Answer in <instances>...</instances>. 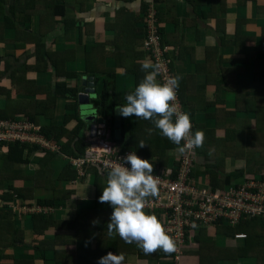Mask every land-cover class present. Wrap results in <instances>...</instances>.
Wrapping results in <instances>:
<instances>
[{
  "label": "crops",
  "instance_id": "obj_1",
  "mask_svg": "<svg viewBox=\"0 0 264 264\" xmlns=\"http://www.w3.org/2000/svg\"><path fill=\"white\" fill-rule=\"evenodd\" d=\"M15 1L0 7V110L9 118L27 117L42 128L54 122L71 131L79 123L80 93L94 88L89 103L97 117L96 103L107 89L109 138L148 159L153 172L173 168L181 144L151 120L121 116L115 125L116 107L145 76V16L153 9L172 71L182 76L180 97L195 131L204 133L195 149L194 181L222 188L264 176V0H55V17L48 0H20L18 15L11 10ZM58 81L77 87V99L58 93ZM86 120L85 148L92 125ZM158 140L169 143L161 157ZM10 144L0 143V264H98L108 252L122 253L123 264H200V234L220 248L247 242L238 236L246 231L217 224L192 232L179 261L173 253L159 258L160 250L146 255L135 242L107 233L113 208L99 202L105 169L90 165L79 172L61 144L43 153L38 144L25 143L22 160L11 161ZM145 212L160 219L156 210ZM218 264L257 263L241 258Z\"/></svg>",
  "mask_w": 264,
  "mask_h": 264
},
{
  "label": "built area",
  "instance_id": "obj_2",
  "mask_svg": "<svg viewBox=\"0 0 264 264\" xmlns=\"http://www.w3.org/2000/svg\"><path fill=\"white\" fill-rule=\"evenodd\" d=\"M156 12L151 9L145 16L144 51L147 58L161 66L157 79L163 81L175 75L172 71L170 48L163 40L157 24ZM176 103L180 110L187 112L186 105L177 89ZM192 132L195 133V124ZM21 142L38 144L40 150H60V144L50 140L40 124L27 117L1 118L0 143ZM118 142L109 138V122L98 117L92 122L86 138V150L80 157H70L83 173L85 165L99 166L107 172L112 166L122 163V159L131 152ZM177 164L161 172H153L159 179V196L148 197L144 210H156L166 232L176 243L174 257L176 261L184 253L192 232L201 227L226 223L237 225L241 220L262 216L264 218V178L246 177L244 181L225 187H212L194 181L195 148L187 141H181ZM130 167V164L126 165ZM191 236V237H190ZM238 236L246 237L245 233Z\"/></svg>",
  "mask_w": 264,
  "mask_h": 264
},
{
  "label": "clouds",
  "instance_id": "obj_3",
  "mask_svg": "<svg viewBox=\"0 0 264 264\" xmlns=\"http://www.w3.org/2000/svg\"><path fill=\"white\" fill-rule=\"evenodd\" d=\"M141 67L145 76L126 95V103L117 106V113L124 118L135 116L151 120L163 136L178 146L182 140L192 148L202 146L203 131L197 130L193 134L190 114L180 110L176 103L182 76L171 75L161 82L157 79L161 71L158 62L146 59ZM144 146L145 142L141 140L139 147ZM120 160L122 163L115 164L107 172L106 185L99 197L100 203H108L113 208L106 227L108 235L115 233L126 243L135 242L146 255L158 250L165 254L175 252V240L166 232L161 219L144 210L148 197L159 196V179L153 174V164L135 151ZM98 222L94 220L93 224ZM124 260L122 253L108 252L99 258L98 264H123Z\"/></svg>",
  "mask_w": 264,
  "mask_h": 264
},
{
  "label": "trees",
  "instance_id": "obj_4",
  "mask_svg": "<svg viewBox=\"0 0 264 264\" xmlns=\"http://www.w3.org/2000/svg\"><path fill=\"white\" fill-rule=\"evenodd\" d=\"M8 0H0V7L1 4ZM20 5V0H16L15 4L11 6V10L13 14H17V7ZM46 7L48 8V13L55 17L56 14V1L48 0L46 3ZM58 10L63 11V7L60 6ZM17 11V12H16ZM18 15V14H17ZM160 33L163 36L162 29L159 28ZM164 37V36H163ZM164 40V39H163ZM41 51V46L39 48ZM43 60L37 61V64H43ZM36 64V66H37ZM57 85V92L61 95H70L71 97H75L77 99L78 96V89L68 87L66 82L58 81ZM109 95L110 91L105 90L103 93V99L98 100L99 102L96 103V107L99 111V115L105 116L108 120L110 114L109 108ZM38 106L40 105V110H46V103L43 101H37ZM78 102L74 105V108H77ZM77 110V109H76ZM79 118V123L75 126V128L71 131L65 125H56L54 122L46 125L43 127V132L46 136L55 143H59L62 146V151L71 155V157H80L84 155L86 150L85 148V139L82 135V128L85 119L82 118V114L76 113L75 114ZM11 115L5 113L4 110H0V119L1 118H9ZM17 118V117H15ZM34 119V118H33ZM109 122V120H108ZM69 135L66 142L61 143V139L65 136ZM11 143V144H10ZM10 152H9V159L11 161H15L16 159L22 160V155L25 152L26 144L21 142H10ZM169 143H163L158 140L157 144H155L156 154L161 157L164 154V151L169 146ZM42 152H50V150L44 148ZM51 155V154H50ZM90 165H85L84 169ZM82 173V171H79ZM211 178L213 179L212 182L214 185H218L215 182H218L216 179V175H212ZM264 178V176H263ZM101 178H97V181L100 182ZM228 181V180H227ZM230 181V180H229ZM99 185V183H98ZM214 188V186H212ZM98 218V216H96ZM224 224V223H221ZM217 225V224H216ZM238 227V229L247 232V242L245 245L238 246V247H224L220 248L215 246L214 244L210 243V238H207L204 234H200V256H201V263L200 264H218L219 260H231L237 261L241 258L252 259L257 264H264V218L262 216H255L247 219H243L240 221L239 224L234 225ZM202 228V227H201ZM187 246L185 248L186 252ZM160 255L159 258L162 257V254H165L163 251H159ZM142 255L143 253L140 252Z\"/></svg>",
  "mask_w": 264,
  "mask_h": 264
},
{
  "label": "water",
  "instance_id": "obj_5",
  "mask_svg": "<svg viewBox=\"0 0 264 264\" xmlns=\"http://www.w3.org/2000/svg\"><path fill=\"white\" fill-rule=\"evenodd\" d=\"M93 95H94V88H91V89L88 88V90L86 92L80 93L79 98H80L81 103L82 104H88L90 96H93ZM116 109H117V107H116ZM85 117H86V119H90V120L96 118L95 114H88ZM120 124H121V116L115 110V125H117V127H120Z\"/></svg>",
  "mask_w": 264,
  "mask_h": 264
},
{
  "label": "rangeland",
  "instance_id": "obj_6",
  "mask_svg": "<svg viewBox=\"0 0 264 264\" xmlns=\"http://www.w3.org/2000/svg\"><path fill=\"white\" fill-rule=\"evenodd\" d=\"M96 111L95 107L92 105V103H88V104H80V112L82 114V117L85 119V116H87L88 114L92 113L95 114L94 112ZM86 120V119H85ZM87 122L91 123L93 122L90 119L86 120ZM174 256V253H173Z\"/></svg>",
  "mask_w": 264,
  "mask_h": 264
}]
</instances>
